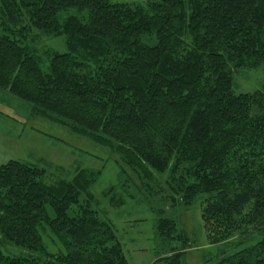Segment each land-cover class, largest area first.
Listing matches in <instances>:
<instances>
[{
    "label": "trees",
    "instance_id": "16d2710c",
    "mask_svg": "<svg viewBox=\"0 0 264 264\" xmlns=\"http://www.w3.org/2000/svg\"><path fill=\"white\" fill-rule=\"evenodd\" d=\"M40 33L68 47L46 69ZM262 65L264 0H0V91L119 154L142 180L165 176L167 202L190 208L204 195L211 243L262 234L217 264H264V89L238 93L233 75ZM44 175L0 166V246L18 250L0 247V264H131L91 206L97 173L78 168L54 185ZM113 191L111 205L124 204ZM156 230L151 264H188L178 222L161 216ZM42 231L66 251H48Z\"/></svg>",
    "mask_w": 264,
    "mask_h": 264
},
{
    "label": "rangeland",
    "instance_id": "374dc122",
    "mask_svg": "<svg viewBox=\"0 0 264 264\" xmlns=\"http://www.w3.org/2000/svg\"><path fill=\"white\" fill-rule=\"evenodd\" d=\"M145 4L148 0H115ZM75 10L59 14L64 19ZM43 68L49 64V54L68 51L65 37L40 33L34 38ZM236 92H254L264 89V65L255 69L234 71ZM32 105L7 92L0 91V166L10 160H19L45 170L43 182L54 185L60 180H71L78 168L96 172L92 186V208L110 222L123 245L131 264H151L161 251L156 235V222L161 216L173 217L189 234L188 264H217L244 247L255 244L262 234H243L230 241L211 243L202 219L204 195L190 208L180 202H167L165 176L154 174L153 181L142 180L121 156L87 137L75 134L68 126L54 123L33 114ZM111 188L125 199L121 206L110 203ZM88 199L82 195L84 203ZM43 242L52 253L65 252L64 245L50 231H42ZM5 254L18 252L11 245L0 246Z\"/></svg>",
    "mask_w": 264,
    "mask_h": 264
}]
</instances>
